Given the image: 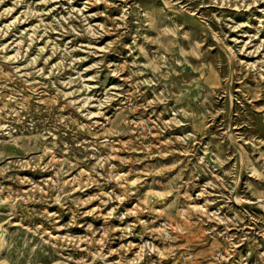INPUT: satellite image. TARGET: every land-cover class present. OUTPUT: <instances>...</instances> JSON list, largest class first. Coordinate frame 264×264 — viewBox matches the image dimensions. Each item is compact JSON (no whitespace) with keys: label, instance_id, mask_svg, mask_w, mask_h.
<instances>
[{"label":"rangeland","instance_id":"rangeland-1","mask_svg":"<svg viewBox=\"0 0 264 264\" xmlns=\"http://www.w3.org/2000/svg\"><path fill=\"white\" fill-rule=\"evenodd\" d=\"M0 264H264V0H0Z\"/></svg>","mask_w":264,"mask_h":264}]
</instances>
